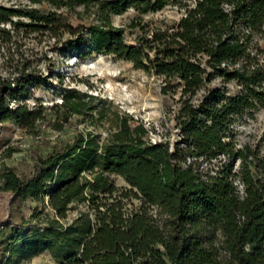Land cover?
Wrapping results in <instances>:
<instances>
[{
	"label": "trees",
	"instance_id": "obj_1",
	"mask_svg": "<svg viewBox=\"0 0 264 264\" xmlns=\"http://www.w3.org/2000/svg\"><path fill=\"white\" fill-rule=\"evenodd\" d=\"M30 1L48 8L0 5V37L37 33L82 58L111 55L162 77L164 91L178 81L179 137L173 146L151 141L143 122L68 90L52 127L60 131L71 116L96 112L109 123L107 135L78 131L40 157L26 177L2 168L0 192L41 205L24 222L32 233L11 244V255L49 251L58 264H264V158L233 139L236 119L264 104V0H186L174 27L146 30L135 44L127 42L124 27L113 24V14L129 7L148 14L183 0ZM73 14L96 21L74 26ZM47 77L25 67L0 72V123L37 134L46 109L24 99ZM216 78L239 90L214 87L199 95ZM219 156L226 161L207 166ZM238 159L240 169L233 173ZM108 174L122 176L129 190L119 192ZM126 199L140 205L130 208ZM74 203L86 209L68 220ZM217 232L226 256L213 243Z\"/></svg>",
	"mask_w": 264,
	"mask_h": 264
},
{
	"label": "rangeland",
	"instance_id": "obj_2",
	"mask_svg": "<svg viewBox=\"0 0 264 264\" xmlns=\"http://www.w3.org/2000/svg\"><path fill=\"white\" fill-rule=\"evenodd\" d=\"M185 1L170 3L162 10L148 14H141L136 7H129L120 14H113L112 22L124 27L127 42L135 44L137 37L142 36L146 30L174 27L185 13ZM0 5L24 11L48 8L45 4L32 3L30 0H0ZM90 21H96V18ZM90 21L78 20L74 14L71 17L74 26L87 25ZM134 21L141 24L140 27H129ZM260 44L264 48V38L260 40ZM23 67L27 72L48 76L47 83L32 87L30 95L24 99L30 106H43L46 109V119L40 124L37 134L27 133L21 126L11 122L0 123V171L3 167H9L19 176L26 177L33 172L40 157H46L54 149L61 147L78 131L98 132L103 137L107 135L109 123L105 119H98L96 112L92 116H71L60 131L52 127L53 121L62 114L63 110L59 105L63 94L68 90H76L80 95H92L95 97L93 104L98 108L110 105L111 112L118 110L121 114L132 116L136 124L143 122L150 130L151 141L169 140L173 146L179 137L174 120L180 97L178 81H173L171 86L174 87L164 91L162 77L135 68L132 63L111 55L91 54L82 58L75 52L58 49L54 40L37 33L13 31L9 39L0 37V72L7 75L15 68ZM223 86L231 94L239 90L235 83L224 84L216 78L199 95L208 88ZM234 132L233 139L238 147L249 146L264 158V104H258L239 116L234 124ZM220 160L226 161L223 156H219L207 166L217 167ZM240 165L241 161L236 160L233 173L240 169ZM107 177L119 192L129 190L130 186L122 176L108 174ZM234 181L240 189L243 188L239 177H235ZM126 201L130 208L140 205L137 199ZM35 206L41 208L31 198L22 200L10 192H0V264H58L49 251L32 257L11 255V244L17 238L27 237L32 233V228L24 227V222L30 219ZM84 209L85 204H72L68 220ZM48 212L51 213L49 209ZM152 212L156 213L157 209L154 208ZM40 224L43 226L45 223ZM213 243L222 256H226L219 232Z\"/></svg>",
	"mask_w": 264,
	"mask_h": 264
}]
</instances>
